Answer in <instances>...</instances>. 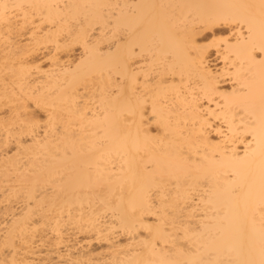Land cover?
<instances>
[{"label": "bare ground", "instance_id": "bare-ground-1", "mask_svg": "<svg viewBox=\"0 0 264 264\" xmlns=\"http://www.w3.org/2000/svg\"><path fill=\"white\" fill-rule=\"evenodd\" d=\"M1 229L0 264H264V0H0Z\"/></svg>", "mask_w": 264, "mask_h": 264}, {"label": "rangeland", "instance_id": "rangeland-1", "mask_svg": "<svg viewBox=\"0 0 264 264\" xmlns=\"http://www.w3.org/2000/svg\"><path fill=\"white\" fill-rule=\"evenodd\" d=\"M220 34L223 36L224 35V32L221 30L220 31ZM220 35V36H221ZM210 37L211 36H207L206 38H203V40H205V41H207L208 39H210ZM64 229L65 228H63V227H61V229H60V231H61V233L60 234H64L65 232H64ZM5 229H1L0 230V235L2 236L3 234H5ZM44 234V235H48V236H50V238H55V237H57V234H50L49 233V231H47L46 229H45V227L44 226H42V225H38V226H36V228L33 230V235H39V234Z\"/></svg>", "mask_w": 264, "mask_h": 264}]
</instances>
